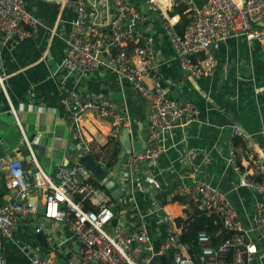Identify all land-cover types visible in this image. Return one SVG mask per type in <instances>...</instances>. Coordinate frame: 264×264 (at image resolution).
I'll list each match as a JSON object with an SVG mask.
<instances>
[{
	"label": "built area",
	"instance_id": "built-area-1",
	"mask_svg": "<svg viewBox=\"0 0 264 264\" xmlns=\"http://www.w3.org/2000/svg\"><path fill=\"white\" fill-rule=\"evenodd\" d=\"M147 2L154 10L163 12L165 9L168 13L178 4L191 16L184 35L180 36L175 28L180 18L162 13L176 59L190 78L216 75L218 66L213 50L216 44L244 38L248 43L264 48V0H208L202 6L193 0H167L164 9L157 0ZM75 5L77 19L65 67L71 73L107 69L118 80L133 84L150 105L148 146L143 151H131L126 167L108 172L107 177L115 178L126 196L139 189L138 184L142 183L133 179V176L137 177L135 169H138L145 183L159 190L161 182L152 168L158 165L164 154L178 151L186 144L187 140H177L175 134L194 122L196 111L191 106L187 110L182 108L171 96L170 87L164 83L160 65L156 62V50L151 40L134 42L135 23L144 21V18L126 0H114L117 13L109 23L114 30L112 42L104 49V34L91 19L90 1L75 0ZM39 25V20L27 11L25 0H0V34L4 43L31 37ZM131 43H134L132 49ZM0 87L5 92L9 113L22 129L20 115L7 94L1 74ZM255 93L264 96V87L256 88ZM64 107L73 125L92 111H97L105 119H112L118 128L125 124L124 117L105 97L83 98L71 94ZM235 135L243 137L239 130ZM261 135L264 139V125ZM25 140L31 158L28 171L24 170L20 159H7L0 164V264H9L4 253L5 244L16 242L15 231L22 222L37 218L41 206L44 207L41 221L49 223L53 229H67L73 237L77 252L71 255L72 249L66 251L63 248L68 239L58 243L52 230L51 249L56 247L53 255L69 257L64 264H152L154 260L157 264L164 258H169L172 264H251L252 257L258 254L256 243L238 222L227 195L210 183L195 181L168 195L169 202L175 197H190L207 213L220 215L227 232L220 231L217 237L224 238L227 233H232L231 238L224 239L223 244L216 247L212 237L202 231L197 237L200 251L192 253V248L181 237L188 220L180 229L175 221L177 217L186 219L184 214L166 212L161 217L160 228L157 227L154 233L149 226V215H143L139 226L133 229L123 216L119 217L113 211L112 198L103 182L77 164L61 165L52 176L43 169L32 145L27 138ZM245 142L252 156L253 169L243 170L235 159L233 164L239 176V187L251 189L256 195L255 231L264 241V153L255 149L250 141ZM43 225L36 224L34 234L44 232ZM25 255L28 264H59L52 257H40L32 247H26Z\"/></svg>",
	"mask_w": 264,
	"mask_h": 264
},
{
	"label": "crops",
	"instance_id": "crops-1",
	"mask_svg": "<svg viewBox=\"0 0 264 264\" xmlns=\"http://www.w3.org/2000/svg\"><path fill=\"white\" fill-rule=\"evenodd\" d=\"M89 1L91 19L104 34V49L112 42L114 30L109 23L115 19L117 9L114 0ZM126 1L144 18V21L135 23L134 42L151 40L156 50V62L160 65L164 83L170 87L171 96L182 108L187 110L191 106L196 111V118L175 134L177 140H187L186 144L178 151L164 154L158 165L152 168L161 182V189L148 186L142 173L135 169L137 177L133 176V179L142 183L138 184L139 189L119 201L121 217L136 229L141 217L149 215V226L154 233L166 212L180 216L188 209L193 213L190 206L173 203L174 200L169 202V193L188 187L195 181H204L227 195L238 222L256 243L258 254L252 257L251 264H264V241L255 231L256 195L251 189L239 187V176L233 164L235 159L244 170L253 169L252 156L245 141H250L255 149L264 153L261 135L264 96L255 93L256 88L264 87V48L256 43L250 44L244 38L216 44L213 47L218 66L216 75L212 78H190L181 69L171 38L165 30L162 13L167 11L164 8L163 12L154 10L148 5V0ZM193 1L202 6L208 0ZM25 2L27 11L44 27L45 35L39 41L37 31L23 40L4 43L0 34V74L5 79L7 94L20 115L22 126L21 129L9 113L5 92L0 87V142L6 152L16 154L14 159L25 163L29 154L27 138L40 165L55 176L57 167L64 165L67 159L70 165H74L81 154H91L88 153L89 148L95 147V153L100 155L99 160L91 155L106 168L104 162H107L111 152L116 147L121 151V140L125 137L123 131L128 129L130 149L124 161L126 167L131 151H143L148 146L150 105L133 84L118 80L107 69L71 73L65 67L77 19L75 3L70 0ZM171 12L173 8L167 14L180 18L178 13L171 15ZM71 94L83 98L109 99L115 110L124 117L125 124L118 128L112 119H105L97 111H92L84 115L80 123L73 125L64 107L65 100ZM237 130L242 132L244 138L235 135ZM236 140H240L238 147L234 146ZM112 141L113 145L110 144ZM73 145L77 147L75 150L71 149ZM81 146L87 152L81 150ZM101 147H107L105 151L109 153L102 152ZM2 193L6 194L4 190ZM43 208H39L37 218L21 223L13 235L16 242L5 244L4 253L9 264H28L26 247L36 249L42 258L52 257L59 264H64L65 258L61 254L55 257L53 252L43 251L51 250L54 240L52 230L58 243L68 239L63 244L66 251L72 249L69 252L71 255L77 252L67 229H53L49 223L41 221ZM36 224H44L48 248H42L32 232L33 245H26L19 238L22 229L31 230ZM161 262L172 264L166 258Z\"/></svg>",
	"mask_w": 264,
	"mask_h": 264
},
{
	"label": "trees",
	"instance_id": "trees-1",
	"mask_svg": "<svg viewBox=\"0 0 264 264\" xmlns=\"http://www.w3.org/2000/svg\"><path fill=\"white\" fill-rule=\"evenodd\" d=\"M157 1L159 3H164V0H157ZM163 8H166V6H163ZM177 13L180 15V21L175 26L176 32L180 36H183L185 33V30H186V27L191 20V16L189 14L185 13V7L178 5V4L173 6V12H171V15H174ZM133 45H134V43L130 44V49L133 48ZM113 143L114 142L112 141L110 144L113 145ZM239 143H240V140H236L234 142V146L238 147L240 145ZM116 145L117 144H115L114 146H116ZM107 147H101L100 149L104 153H109V152L105 151L107 149ZM80 149L87 152L86 148L83 146H81ZM89 151L90 152H88V153L93 154L95 156V158L97 160H99L100 155H97V153H95V151H96L95 147H92V148L90 147ZM120 153H121L120 149L116 147L111 152L108 160H106L107 162H104V160H103L107 170L110 171V170H113L115 168V166L118 162ZM237 165L242 168V166L240 164H238V162H237ZM119 201H114L112 199L111 205H112L113 211L120 217L121 216V206L119 205ZM177 202L182 204V205H185V206H190L192 208V211H193V217L186 222V227L182 231V235H181L182 241L184 243L188 244L192 248V253H194V252L197 253L200 251L198 244H197V237H198V234L202 231L208 233L212 237L214 246L219 247L221 244H223L224 238L223 237H217V234L220 231L227 232V230L225 229V227L222 223L220 215H218L216 213H211V214L207 213L206 210L201 208L199 202H196L194 199H192L190 197H181V198L175 197L173 203H177ZM87 209H89V207H87ZM55 249H56V247L55 248L53 247L50 251H48V250L47 251L43 250V251L44 252H52ZM68 258L66 257L63 260V262L65 263L68 260ZM166 259L169 261V258H166Z\"/></svg>",
	"mask_w": 264,
	"mask_h": 264
},
{
	"label": "water",
	"instance_id": "water-1",
	"mask_svg": "<svg viewBox=\"0 0 264 264\" xmlns=\"http://www.w3.org/2000/svg\"><path fill=\"white\" fill-rule=\"evenodd\" d=\"M70 1L75 3V0H70ZM44 35H45V29L43 26L39 25L38 26V40L39 41L42 40ZM123 135L125 136L121 140L123 143V146L121 149V154H120V157L118 160V164L115 166V170H123L124 169V161H125L126 155L128 153V150L130 149V142H129L130 139L127 136L128 135V129H124ZM76 148H77L76 145H73V147L71 149L75 150ZM67 155L70 156V152H68ZM15 157H16V154H8L5 150V148L3 147V145L0 143V164L4 160L14 159ZM30 159H31L30 155L28 154L27 160L24 163V170L25 171L29 170L28 162L30 161ZM75 164L82 166L83 168L88 170L92 175H94V177L98 181L103 182L104 189L107 191V193L110 195V197L114 201H119V200L124 198L125 193L122 190V188L119 186V184L117 183L115 178L107 177V174L110 171L106 170V168H104L103 165L100 162H98L94 158L93 155L81 154V156L76 159ZM69 165H70V161H69V159H67L66 162L64 163V166H69ZM183 213L186 216V219H184L183 217H177L175 220L176 225L179 229L182 227V225L185 223L186 220H189L193 217V213L190 212V210H188V209H185L183 211ZM31 232L34 233L33 227H31ZM231 236H232V233L229 232L226 234L224 239L227 240V239L231 238ZM1 237H2V235H1ZM35 238L42 248H48L49 247V241H48V238L46 237L44 232H42L40 234H35ZM155 263H156V260H154L152 264H155Z\"/></svg>",
	"mask_w": 264,
	"mask_h": 264
},
{
	"label": "rangeland",
	"instance_id": "rangeland-1",
	"mask_svg": "<svg viewBox=\"0 0 264 264\" xmlns=\"http://www.w3.org/2000/svg\"><path fill=\"white\" fill-rule=\"evenodd\" d=\"M179 214V213H178ZM32 223L35 224V220L32 219ZM19 238L21 239V241H23L26 245H33V241H34V235L31 233L30 228L27 229H22V232L20 233ZM11 246V245H9ZM8 246V248H9ZM159 264H162L161 260L159 261Z\"/></svg>",
	"mask_w": 264,
	"mask_h": 264
},
{
	"label": "bare ground",
	"instance_id": "bare-ground-1",
	"mask_svg": "<svg viewBox=\"0 0 264 264\" xmlns=\"http://www.w3.org/2000/svg\"><path fill=\"white\" fill-rule=\"evenodd\" d=\"M160 4H162V6H167V0H165L164 3H160Z\"/></svg>",
	"mask_w": 264,
	"mask_h": 264
}]
</instances>
